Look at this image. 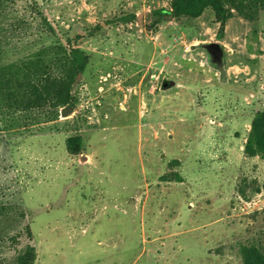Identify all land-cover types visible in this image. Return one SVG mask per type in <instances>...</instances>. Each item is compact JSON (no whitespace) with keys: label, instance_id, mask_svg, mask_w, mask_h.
<instances>
[{"label":"rangeland","instance_id":"rangeland-1","mask_svg":"<svg viewBox=\"0 0 264 264\" xmlns=\"http://www.w3.org/2000/svg\"><path fill=\"white\" fill-rule=\"evenodd\" d=\"M170 1L0 7V66L57 42L90 57L67 115L0 113V264L28 244L35 264H244L242 245L264 246V161L241 149L250 113L264 109L262 80L250 97L243 73L228 71L246 63L241 46L237 61L227 47L222 67L213 61L204 44L229 36L211 9L156 21Z\"/></svg>","mask_w":264,"mask_h":264},{"label":"trees","instance_id":"trees-1","mask_svg":"<svg viewBox=\"0 0 264 264\" xmlns=\"http://www.w3.org/2000/svg\"><path fill=\"white\" fill-rule=\"evenodd\" d=\"M18 0H0V7ZM211 9L215 20L220 24L219 38L223 37L227 21L239 16L248 21L257 20L264 10V0H171L169 8L153 11L156 21L167 16L180 18L200 17ZM131 15L129 18H133ZM128 19V18H125ZM48 30L51 25L43 18ZM89 55L78 45L61 42L44 45L27 55L0 66V113L3 117L18 113L40 112L46 122L59 118L64 107H75L74 87L84 74ZM70 154H79L84 150L82 135H72L66 140ZM244 153L248 157H259L264 161V109L252 114L250 129L244 144ZM175 180H181L174 173ZM167 179V176H164ZM5 207L0 206V213ZM31 236L30 227L27 226ZM244 264H264V246L244 244L240 248ZM37 249L28 244L18 255L17 264H35Z\"/></svg>","mask_w":264,"mask_h":264},{"label":"crops","instance_id":"crops-1","mask_svg":"<svg viewBox=\"0 0 264 264\" xmlns=\"http://www.w3.org/2000/svg\"><path fill=\"white\" fill-rule=\"evenodd\" d=\"M262 16L257 21H248L242 17L234 16L230 18L225 27V34L229 36V44L224 42L222 45L224 48V52L227 50L233 55V58L236 60L238 57L237 46H241L244 49L241 52L246 54V63L244 65H240V63L235 62L233 65H230L228 71H232L235 73L236 77L241 73H243L245 78V86L246 88H251L249 92V96H255L253 92V80L257 81L261 79L260 86H258L257 90L264 97V25L261 24ZM241 28H245L246 38L240 40ZM234 46V48L232 47ZM225 46V47H224ZM237 61V60H236ZM246 98V97H245ZM261 110V109H260ZM253 112L250 113V120L247 124V132L250 129V123ZM246 141V137L244 139V144ZM244 144H242L241 149H244ZM254 159L257 157H253Z\"/></svg>","mask_w":264,"mask_h":264},{"label":"water","instance_id":"water-1","mask_svg":"<svg viewBox=\"0 0 264 264\" xmlns=\"http://www.w3.org/2000/svg\"><path fill=\"white\" fill-rule=\"evenodd\" d=\"M207 50L210 52L212 59L219 67H222V58L224 55V48L219 42H209L204 44ZM173 82H168L165 87L171 86ZM73 110V107L67 106L61 110L62 114L67 115L70 111Z\"/></svg>","mask_w":264,"mask_h":264},{"label":"flooded vegetation","instance_id":"flooded-vegetation-1","mask_svg":"<svg viewBox=\"0 0 264 264\" xmlns=\"http://www.w3.org/2000/svg\"><path fill=\"white\" fill-rule=\"evenodd\" d=\"M167 83H168V81L165 80V81H163L162 85L165 87Z\"/></svg>","mask_w":264,"mask_h":264}]
</instances>
